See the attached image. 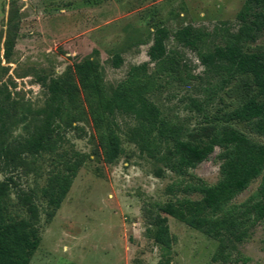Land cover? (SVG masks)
<instances>
[{
    "label": "rangeland",
    "instance_id": "374dc122",
    "mask_svg": "<svg viewBox=\"0 0 264 264\" xmlns=\"http://www.w3.org/2000/svg\"><path fill=\"white\" fill-rule=\"evenodd\" d=\"M244 0H0V95L12 113L1 133L8 140L23 136L45 103V85L67 66L92 58L100 64L108 93L132 65L148 60L147 50L158 21L169 31L166 45L176 49L195 79L187 86L164 82L150 99L180 136L186 138L200 120L190 100L210 98L218 104L223 94L219 77L200 64L195 51L178 45L173 33L191 25L209 33L206 46L221 35L235 32L237 13ZM257 42H264V33ZM120 54L122 63L112 67ZM123 153L105 163L91 137V128L79 124L65 133L61 151L90 154L89 168H81L50 222L40 210L41 240L29 264H159L160 248L144 219L151 201L174 199L166 188L182 177L170 171L165 157L168 143L156 132L150 136L152 154L125 137L135 126L133 116L117 115ZM218 148L191 172L208 183L217 179ZM52 155L33 159L28 169L1 172L11 175L16 189L38 190L43 185ZM95 171H94V170ZM158 175V176H157ZM258 185L253 182L234 201L245 199ZM14 196V194H13ZM22 217L24 212H20ZM177 242L169 252L170 264H223L211 257L218 242L199 230L167 216ZM150 229V227H149ZM241 256L228 264H264V233L260 226L252 238L238 245ZM235 256L236 253L233 254Z\"/></svg>",
    "mask_w": 264,
    "mask_h": 264
},
{
    "label": "trees",
    "instance_id": "16d2710c",
    "mask_svg": "<svg viewBox=\"0 0 264 264\" xmlns=\"http://www.w3.org/2000/svg\"><path fill=\"white\" fill-rule=\"evenodd\" d=\"M236 16L237 30L221 35L220 42L211 46H206L209 33L191 25L172 35L178 45L195 51L200 64L219 77L223 90L218 104L210 98L190 100L200 120L186 138L149 97L164 82L187 86L195 79L179 52L167 47L169 31L161 19L153 30L148 60L132 65L110 93L100 64L92 58L73 63L62 75L50 79L45 85L44 106L23 136L8 140L1 133L12 113L8 96L0 95V171L28 169L35 157L52 155L44 183L37 191L14 190L11 175L0 180V264L30 263L41 240L36 199L43 202L45 221L50 222L77 172L89 168V153H57L65 133L79 124L90 126L103 161L113 163L123 153L117 115L134 117L135 126L125 137L149 156H153V132L168 143L167 166L182 177L166 188L174 199L151 201L144 207L152 240L165 258L159 264H170L169 252L177 242L167 216L216 240L213 262L247 260L238 245L249 241L257 226L264 233V42H257L264 33V0H244ZM111 63L118 68L121 55H114ZM215 148L217 179L208 183L191 169ZM256 181L257 187L245 199L234 201ZM234 252L238 256L233 257Z\"/></svg>",
    "mask_w": 264,
    "mask_h": 264
}]
</instances>
